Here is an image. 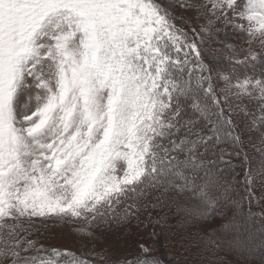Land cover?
<instances>
[{"label":"snow or ice","instance_id":"6c2138e0","mask_svg":"<svg viewBox=\"0 0 264 264\" xmlns=\"http://www.w3.org/2000/svg\"><path fill=\"white\" fill-rule=\"evenodd\" d=\"M217 23L264 49V0H0V264H165L161 236L177 250L166 264H264V216L242 207L251 166L232 162L224 115L243 103L264 143V55L207 52ZM49 224L152 243L82 258L45 246Z\"/></svg>","mask_w":264,"mask_h":264},{"label":"rangeland","instance_id":"374dc122","mask_svg":"<svg viewBox=\"0 0 264 264\" xmlns=\"http://www.w3.org/2000/svg\"><path fill=\"white\" fill-rule=\"evenodd\" d=\"M195 3L204 4L206 0H194ZM207 11V9H205ZM195 10H190L184 13L185 17L190 20L191 24L199 30L201 24H206L207 21L201 19L199 23L196 22L194 17ZM179 17V13L176 14ZM177 26L182 27L185 31H188L191 35V31L187 24H180L177 19ZM219 29V31H217ZM213 37L217 42H213L211 39L205 37L204 49L223 60L227 53L224 51V45H230L235 47L241 52H247L249 48H253L258 54L264 55V49L259 46L258 42H254L251 46L245 42L237 33L231 29H225L222 24L217 23L211 28ZM206 63L216 66L217 61L206 59ZM223 104V101H221ZM251 106H249L250 108ZM245 105L243 103L237 104L233 100H229L228 104L224 107V115L227 118H231L235 125V131L240 136L242 160L247 157L248 164L251 166L252 177V199L249 210L252 213H260L264 216V169L260 167L264 163V143H262V137L260 134L252 130L251 119L249 116L244 115ZM241 172V171H240ZM241 176V174H239ZM243 194V190L241 189ZM243 207V206H242ZM225 223L223 220L206 221L200 226L199 231L202 235L205 234V230L212 231L218 230ZM252 227V224H250ZM74 225H53L49 224L45 233V239L42 241L45 246L58 247L60 249H68L75 252L82 258H90L89 253H101L105 256L111 255L115 260L116 257L127 255L130 251L128 245L135 244L136 242H142L145 244L152 243L147 238V232L134 233L132 236H128L124 233L123 229H115L110 232L97 231L93 236L79 235L74 231ZM253 231L257 238L260 237L259 225L253 227ZM166 249V248H165ZM176 248L171 249L172 253H176ZM157 254V252L155 253ZM192 259V257H189ZM217 259H224L225 261H232L235 264L234 257L231 253L219 252L216 254ZM102 264V262H98ZM258 264V260H257Z\"/></svg>","mask_w":264,"mask_h":264},{"label":"trees","instance_id":"16d2710c","mask_svg":"<svg viewBox=\"0 0 264 264\" xmlns=\"http://www.w3.org/2000/svg\"><path fill=\"white\" fill-rule=\"evenodd\" d=\"M225 118H227V117L225 116ZM240 160H242V154H241V157L239 158V160L235 156L232 158V162L234 164H237V165L240 163ZM237 172L239 174H241V176L238 175L236 177V179L238 181H242L244 179V169H242L240 167H237ZM241 189L244 192V186H243V184H241L239 186V189H238L239 193H241ZM249 211H250L249 210V203L247 201H245L244 204H243V212L244 213H248ZM255 214H258V215L262 216L260 213H255ZM200 235L203 236L201 233H200ZM157 247H158V251H157V254L156 255L160 256L161 259L163 261H165V264H166L167 260L171 257V255H175L176 254V253L169 252V250L165 247V241L163 239V236L160 237V240H159V242L157 244ZM184 255L185 256H188L187 253H184ZM192 259H194V257H192Z\"/></svg>","mask_w":264,"mask_h":264}]
</instances>
